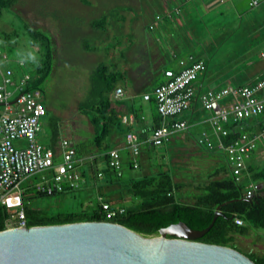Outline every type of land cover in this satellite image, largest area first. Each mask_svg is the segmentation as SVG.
Returning a JSON list of instances; mask_svg holds the SVG:
<instances>
[{"label": "rangeland", "instance_id": "1", "mask_svg": "<svg viewBox=\"0 0 264 264\" xmlns=\"http://www.w3.org/2000/svg\"><path fill=\"white\" fill-rule=\"evenodd\" d=\"M172 1L89 0L90 4L85 5L79 0H18L13 7L3 11L0 50L7 61L2 64L13 70L16 81L22 73L33 74L35 59L40 60L45 51L43 40L32 39L29 32H40L49 39L51 71L41 84V99L46 109L59 118L57 154H60V142L64 139L76 144L92 138L91 125L79 114L77 104L85 96L90 74L100 62H105L110 70L125 74L126 82L131 81L134 85L127 89L129 95H134L136 90L141 92L142 88L151 90L162 82L163 68L170 67L178 58L187 61L190 55L206 62L204 74L195 82L201 83L203 91L220 90L231 85L234 78L242 84H250L264 74V58L260 56L264 50V0H257L258 5H251L252 0H226L217 6H209L206 12H202L199 5L208 0H178L176 8L169 13L166 8L171 7ZM171 14L175 16L171 17ZM102 16L107 17L106 30L93 29L91 22ZM163 26H166L164 31L161 30ZM20 61L24 64L19 65ZM135 100L140 101L139 98ZM206 113L200 109L196 120L206 118ZM46 119H41L38 135L43 146L50 141ZM229 120L232 123L231 115ZM247 124L250 125V121ZM203 131L213 140L207 122L201 121L199 124L191 122L186 130L169 134L159 146L148 147L144 142L140 143L142 165L130 171L123 165L126 174L123 178L154 174L162 164L174 181L184 185L175 192L176 197L192 203L193 197L201 192L197 188L207 184L216 169L227 167V172H222L219 177L231 176L223 155L206 152L194 141V137ZM263 146L257 142L248 160L252 157L253 162L261 163ZM126 151L120 148L123 164L128 158L132 160ZM146 156L155 167L150 168ZM82 167L85 179H91L88 166ZM245 174L239 175L240 182ZM41 176L45 173H35L22 181L20 187L40 181ZM100 179L97 184L102 185ZM63 185L67 187L66 183ZM78 186L77 192L29 199L35 192L31 188L22 194V202L48 212L77 211L87 205L95 207L98 202L96 190L82 180L78 181ZM137 201L125 196L115 205L129 207ZM229 247L246 256L251 253L264 255V229L236 235L234 244Z\"/></svg>", "mask_w": 264, "mask_h": 264}, {"label": "trees", "instance_id": "2", "mask_svg": "<svg viewBox=\"0 0 264 264\" xmlns=\"http://www.w3.org/2000/svg\"><path fill=\"white\" fill-rule=\"evenodd\" d=\"M17 2L18 0H0V16L4 10L13 7ZM79 2L85 5L90 4L89 0H79ZM173 16L175 15L173 14ZM106 19V16H102L92 21L90 26L93 29L104 31L107 28L105 27ZM29 33L32 39L43 40L42 47L45 51L40 60L35 59L34 72L33 74L27 73L29 79L25 86L26 88L38 89L42 94L41 84L51 71V47L49 39L44 34L37 31ZM4 68L10 67L5 66ZM205 69L206 62H204L202 74H204ZM11 71L13 70L11 69ZM122 82L126 83L127 86H124ZM127 82L124 73L119 70H110L105 62H100L95 66L89 77L88 90L77 104V111L79 114L85 116L91 125L92 138L84 142L72 144L76 159L87 158L86 162L84 161L85 163L80 164L77 162L76 165L81 178H84L83 182L91 185L92 189L96 190V197L98 195L102 196L113 208H124V213L107 219L99 202L96 203L95 207L90 208L87 205L85 208L81 207L77 211L68 212H48L41 208L32 207L27 202L23 204L27 226L82 221H110L145 236H156L161 228L178 221L184 222L191 229H204L209 225L214 211L219 207L218 210L224 215L217 217L208 232L197 239V241L229 247L234 244V237L236 235H246L253 229H264V160L261 163L249 162L245 171V177L241 182L240 180L236 181L232 175L219 177L222 172H227V167L216 169L211 175V180L204 186L197 188L201 192L193 197L192 203L182 202L176 197L175 192L182 189L184 185L174 181L170 173L163 169L162 164L158 165L160 170L154 174H145L139 178H134L133 176L123 178L126 175L123 165L129 171L134 169L131 159L128 158L124 164L121 162V147L118 148V146L122 143L125 144V134L129 131L135 133L138 136L139 145L144 142L149 147L151 145L145 142L147 134L153 132V130L161 125V118L157 112L154 97L150 95L148 100H144L143 93L148 91L144 90V88H142L141 92L136 90L134 95H129L127 89L134 85L131 81L128 82L129 85ZM231 84L245 85L240 83L237 78H234ZM118 87L122 90L121 96L115 95V90ZM199 92L201 93L200 89ZM137 98L140 101L136 102L135 99ZM147 109L150 114L148 117H145ZM123 115H131L133 118L132 122L128 124L123 123ZM197 115H192L189 122L195 120ZM44 117L47 118V126L50 131V141L44 146L51 148L56 153V147L60 141L59 118L48 109H46ZM263 120L264 112L260 116L253 117L250 120L231 123L228 126L230 133L223 138V142L229 143L237 136L240 124L245 125L247 131H251L255 125H260ZM249 121L250 125L247 124ZM114 148L119 149L120 163H122L120 176H117L116 172L107 164L108 152ZM262 149H264V146ZM126 153L128 152L126 151ZM140 153L139 147V155L137 157L138 168L142 165ZM215 154L224 156L221 153ZM145 158L150 168L155 167V164L149 161L150 158L148 156ZM224 158L226 159L225 156ZM59 159V155L55 154L53 161L56 163L59 162ZM101 162L104 163V166L99 168L98 166ZM226 164L228 166L227 161ZM83 165L88 166L90 169L92 178L89 180L85 179L86 173L82 167ZM98 169H101L103 174L100 179L103 181L102 185L97 184L99 181V177H97ZM253 181L258 182L260 187L251 197H246V189ZM31 188L34 189L33 186L27 185L24 192ZM78 189L79 186L75 189L65 188L62 192H77ZM31 195V197H28L29 199L47 196L38 192H33ZM125 196L138 199V201L129 207L122 204L115 205V203L123 201V197ZM7 217L8 211L6 207L0 205V231L5 229ZM236 218L242 221V225L235 223L234 220ZM248 257L255 264H264V255L251 253Z\"/></svg>", "mask_w": 264, "mask_h": 264}, {"label": "built area", "instance_id": "3", "mask_svg": "<svg viewBox=\"0 0 264 264\" xmlns=\"http://www.w3.org/2000/svg\"><path fill=\"white\" fill-rule=\"evenodd\" d=\"M257 4V0L251 1V5ZM159 18L156 15V19ZM260 56L264 58V50ZM6 61L0 50V205H4L8 211L6 228H25L27 221L22 202L25 187H20L21 182L35 173L44 172L45 176H41L40 181L28 184L33 186L35 192L52 195L65 188L75 189L78 181L82 180L76 165L77 162L83 163L84 159H76L72 144L64 139L60 142V161H53L57 152L43 146L38 140L41 119L46 113L41 93L38 89L26 88L29 79L27 73L16 81L13 71L2 66ZM178 62V70H164V80L151 93L143 94L144 100H148L150 95L154 97L161 118V125L153 130L146 142L151 146H159L169 134L186 130L193 109L199 103L201 109L207 112L204 121L211 130L213 140L209 138V133L203 131L195 138L196 144L208 152L224 154L231 175L239 181V175L246 171L256 143H264V120L251 131H247L246 126L238 127L237 136L229 143H224L223 138L230 133V115L232 123H236L250 120L264 112V76L250 84H231L220 90L208 89L200 93L194 84L204 71V62L192 56L187 61L180 59ZM18 64L22 65L23 62ZM115 95H122L121 88H116ZM132 120L131 115L122 116L123 123H131ZM124 140L132 157V167L138 168V136L129 131ZM21 141H24V145L18 144ZM107 164L120 176L121 163L117 148L108 152ZM102 175L98 171L97 177L101 178ZM64 183L67 187H64ZM259 187L258 182H251L246 189V197H251ZM97 200L107 219L124 213V208H113L100 195ZM234 221L242 225L240 219Z\"/></svg>", "mask_w": 264, "mask_h": 264}, {"label": "water", "instance_id": "4", "mask_svg": "<svg viewBox=\"0 0 264 264\" xmlns=\"http://www.w3.org/2000/svg\"><path fill=\"white\" fill-rule=\"evenodd\" d=\"M218 208L204 229L178 221L156 236L110 221L4 229L0 264H255L231 247L197 241L224 215Z\"/></svg>", "mask_w": 264, "mask_h": 264}, {"label": "crops", "instance_id": "5", "mask_svg": "<svg viewBox=\"0 0 264 264\" xmlns=\"http://www.w3.org/2000/svg\"><path fill=\"white\" fill-rule=\"evenodd\" d=\"M185 1V0H184ZM226 0H208V3H202V4H200L199 5V9L202 11V12H206L209 8V6H217V4H220V3H223V2H225ZM178 3V0H173L172 2H171V7L170 8H166V10L170 13V12H172L171 11V9H175L176 8V5H178L177 4ZM258 5V4H257ZM181 11H179V13H180ZM166 14H167V12H165ZM220 15H223V13L222 12H220ZM171 16H173V14H171ZM166 22V21H165ZM166 29V26L164 27H162L161 28V30L162 31H164ZM190 56H192V55H190ZM180 59H183V58H178V59H176V60H173L172 62H171V65H170V67H165V68H163V71H162V77H163V72H164V70H166V69H173V70H178L179 69V60ZM184 60V59H183ZM199 78V77H198ZM163 80H164V77H163ZM162 80V81H163ZM197 81H198V79H197ZM161 83V82H160ZM159 83V84H160ZM195 85V88H196V91L197 92H199V89L201 90V92H203V90H202V85H201V83H199V85H197V84H194ZM157 86V85H156ZM155 87V86H154ZM153 87V88H154ZM153 88L151 89V90H148L147 92H145V93H151L152 92V90H153ZM144 94V93H143ZM200 109H201V107H200V104L199 103H196V105H195V108L193 109V115L194 114H199L200 113ZM146 114H148V116H149V110L147 109L146 111ZM206 115H207V113H206ZM145 116V115H144ZM147 116V117H148ZM146 117V116H145ZM200 119H195V120H191V122H194V124H199L201 121L202 122H204V120H205V118L203 119V120H201V121H199ZM190 122V123H191ZM150 136H148V134H147V136H146V138H145V142H146V140L149 138ZM18 144H23V142L21 141V142H19ZM119 148L121 147L123 150H127V152L129 153V155H130V151H129V149L127 148V146L124 144V143H122V144H120L119 146H118ZM118 149V148H117ZM131 156V155H130ZM253 160V158L251 157V159L250 160H248V164H249V162H253L252 161ZM256 163H259L258 161H256ZM104 166V163L103 162H101L100 164H99V168H101V167H103ZM98 171H101V169H99ZM84 180V178H82V181Z\"/></svg>", "mask_w": 264, "mask_h": 264}, {"label": "clouds", "instance_id": "6", "mask_svg": "<svg viewBox=\"0 0 264 264\" xmlns=\"http://www.w3.org/2000/svg\"><path fill=\"white\" fill-rule=\"evenodd\" d=\"M158 15H159V14H158ZM159 16H160V15H159ZM2 66H3V64H2ZM196 137H197V136H196ZM196 137H195V138H196ZM194 141H195V139H194ZM27 227H28V226H27ZM16 228H17V227H16ZM5 229H9V228H6V227H5Z\"/></svg>", "mask_w": 264, "mask_h": 264}]
</instances>
